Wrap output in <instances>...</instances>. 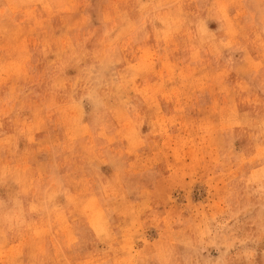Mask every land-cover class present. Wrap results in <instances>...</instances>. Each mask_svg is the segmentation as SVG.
Listing matches in <instances>:
<instances>
[{"label":"rangeland","instance_id":"obj_1","mask_svg":"<svg viewBox=\"0 0 264 264\" xmlns=\"http://www.w3.org/2000/svg\"><path fill=\"white\" fill-rule=\"evenodd\" d=\"M0 264H264V0H0Z\"/></svg>","mask_w":264,"mask_h":264},{"label":"snow or ice","instance_id":"obj_2","mask_svg":"<svg viewBox=\"0 0 264 264\" xmlns=\"http://www.w3.org/2000/svg\"><path fill=\"white\" fill-rule=\"evenodd\" d=\"M10 203H11V199H9V201L6 202V203L4 204V206L7 207Z\"/></svg>","mask_w":264,"mask_h":264}]
</instances>
